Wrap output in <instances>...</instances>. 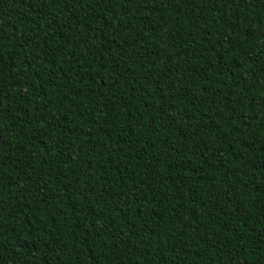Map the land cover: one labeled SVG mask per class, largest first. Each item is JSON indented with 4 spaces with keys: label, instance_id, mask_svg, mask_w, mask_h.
Returning a JSON list of instances; mask_svg holds the SVG:
<instances>
[{
    "label": "trees",
    "instance_id": "1",
    "mask_svg": "<svg viewBox=\"0 0 264 264\" xmlns=\"http://www.w3.org/2000/svg\"><path fill=\"white\" fill-rule=\"evenodd\" d=\"M0 264H264V0H0Z\"/></svg>",
    "mask_w": 264,
    "mask_h": 264
}]
</instances>
